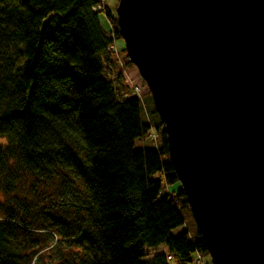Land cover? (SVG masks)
<instances>
[{"label":"trees","instance_id":"1","mask_svg":"<svg viewBox=\"0 0 264 264\" xmlns=\"http://www.w3.org/2000/svg\"><path fill=\"white\" fill-rule=\"evenodd\" d=\"M97 2L0 0V264H41L48 231L83 264H196L198 228L172 234L190 210L169 190L163 124L125 82L116 15Z\"/></svg>","mask_w":264,"mask_h":264},{"label":"water","instance_id":"2","mask_svg":"<svg viewBox=\"0 0 264 264\" xmlns=\"http://www.w3.org/2000/svg\"><path fill=\"white\" fill-rule=\"evenodd\" d=\"M212 264H264V0H119Z\"/></svg>","mask_w":264,"mask_h":264},{"label":"rangeland","instance_id":"3","mask_svg":"<svg viewBox=\"0 0 264 264\" xmlns=\"http://www.w3.org/2000/svg\"><path fill=\"white\" fill-rule=\"evenodd\" d=\"M107 7L110 9V11L114 12L116 15L115 8L118 4L119 0H105ZM99 17V22L101 23L102 27L108 31L110 28V23L108 22L105 13L99 12L98 14ZM115 44L117 46V49L119 50L120 55L125 56L126 51H125V44L121 36L117 37L115 39ZM124 49V51H123ZM126 73H123L124 75V80L128 85L133 86L135 84L140 88V95L143 97L145 102L149 106H153L152 102V97L149 94V89L148 86H146L145 81H143L142 77L139 75L138 69L136 68L135 65H126ZM135 144H134V150L140 149L143 147L151 146V140L149 137H147L144 140H139L135 139ZM181 187V184L178 182L176 184H171L169 187V190H175ZM29 192V191H28ZM20 197H28L27 192H23L21 194H18ZM184 216V222L183 225L175 228L172 230L173 235H178L183 231H186L188 234L194 236L196 233V224L193 220V216L183 212ZM49 233L53 234V242L49 247H46L42 249V255L45 256L43 258V262L41 264H83L86 261V256L87 253L83 252L82 249H78L76 246L68 247V246H63V245H55V241L57 238V235L55 232L48 231ZM55 247H58V249L54 250ZM161 247H158L156 249H151L152 251H158L161 250ZM45 254H48L49 256H46ZM203 262L206 264H212V258H210L209 253H203L202 254ZM198 264V263H196Z\"/></svg>","mask_w":264,"mask_h":264},{"label":"built area","instance_id":"4","mask_svg":"<svg viewBox=\"0 0 264 264\" xmlns=\"http://www.w3.org/2000/svg\"><path fill=\"white\" fill-rule=\"evenodd\" d=\"M97 1L98 2L96 3V5L92 7L93 11L97 12V11L104 10V8L106 7V1L105 0H97ZM129 86L133 88L132 93L135 94L137 97L141 98L140 88L138 86H136L135 84H133V86H131V85H129ZM148 136L151 138L152 141H154V143L156 142L155 139L157 136H156V133L153 129H150ZM195 262L198 264H205L203 262L202 256L199 253L196 254Z\"/></svg>","mask_w":264,"mask_h":264}]
</instances>
